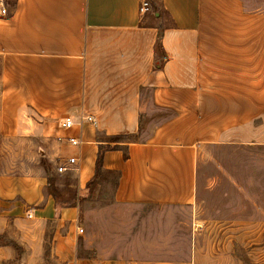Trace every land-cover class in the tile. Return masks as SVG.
I'll list each match as a JSON object with an SVG mask.
<instances>
[{
	"label": "crops",
	"instance_id": "crops-1",
	"mask_svg": "<svg viewBox=\"0 0 264 264\" xmlns=\"http://www.w3.org/2000/svg\"><path fill=\"white\" fill-rule=\"evenodd\" d=\"M140 2L3 0L0 221L53 220L68 264H89L74 253L79 206L58 209L38 175L1 171L11 139L50 141L56 162L76 158L65 173L80 193L100 147L118 144L104 154L121 173L116 201L166 205L196 201L203 145H264V11L244 0H150L142 16Z\"/></svg>",
	"mask_w": 264,
	"mask_h": 264
},
{
	"label": "rangeland",
	"instance_id": "rangeland-1",
	"mask_svg": "<svg viewBox=\"0 0 264 264\" xmlns=\"http://www.w3.org/2000/svg\"><path fill=\"white\" fill-rule=\"evenodd\" d=\"M244 3L264 11V0ZM53 149L39 138L11 139L1 171L38 175L46 194L77 203L66 191L74 175L58 170L62 162L51 160ZM196 174L192 205L118 202L115 175L100 176L77 203L84 231L76 227V258L89 264H264V145L205 144ZM15 218L0 221V247L6 248H0V264H68L56 256L53 220Z\"/></svg>",
	"mask_w": 264,
	"mask_h": 264
},
{
	"label": "trees",
	"instance_id": "trees-1",
	"mask_svg": "<svg viewBox=\"0 0 264 264\" xmlns=\"http://www.w3.org/2000/svg\"><path fill=\"white\" fill-rule=\"evenodd\" d=\"M127 136L125 135H117V136H112L111 139H115L113 141H121V139L125 138ZM118 148V144L113 146L112 144H106L103 145L102 147H100V150L98 152V157H97V162H96V172L95 175L93 176V178L87 183V187H86V191H90V189L93 188V186H95L98 183V179L100 178V176H103L104 174H109V175H115V181H114V187L115 189L117 188L118 184H119V180H120V176L121 173L118 170H109L106 169L104 166V154L107 150H111V149H115ZM66 191L70 192V194H72V196H74L76 198V202L77 203H81L82 201H84L87 197H85L84 195L86 193H80L78 191V189L73 188L72 186H68V188H66ZM50 194L55 198L56 200V207L58 209L64 207V206H68V201H62L59 202V198L55 195V193L50 192ZM77 203L71 204V205H77Z\"/></svg>",
	"mask_w": 264,
	"mask_h": 264
},
{
	"label": "built area",
	"instance_id": "built-area-1",
	"mask_svg": "<svg viewBox=\"0 0 264 264\" xmlns=\"http://www.w3.org/2000/svg\"><path fill=\"white\" fill-rule=\"evenodd\" d=\"M150 11V2L148 0H141L140 2V14L142 16H145L148 12ZM0 13L3 15H7L8 14V9L6 8V6L3 3V0H0ZM87 120H92L94 121L92 116H87L86 118ZM74 125V121L71 118H67L64 122H63V126L70 128ZM69 141L76 145L79 143L78 140H76L75 138H69ZM76 158L71 157L69 160L62 162L59 166H58V170L60 172H65L68 169H75V164H76ZM29 217H32V213L29 212L28 213ZM84 230L83 228L78 226V232L82 233Z\"/></svg>",
	"mask_w": 264,
	"mask_h": 264
}]
</instances>
